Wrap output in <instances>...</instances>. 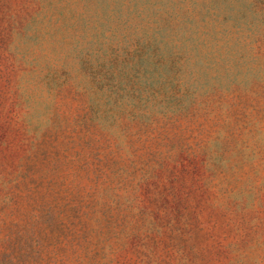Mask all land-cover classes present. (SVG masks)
I'll return each instance as SVG.
<instances>
[{
  "label": "rangeland",
  "instance_id": "1",
  "mask_svg": "<svg viewBox=\"0 0 264 264\" xmlns=\"http://www.w3.org/2000/svg\"><path fill=\"white\" fill-rule=\"evenodd\" d=\"M0 264H264V0H0Z\"/></svg>",
  "mask_w": 264,
  "mask_h": 264
}]
</instances>
